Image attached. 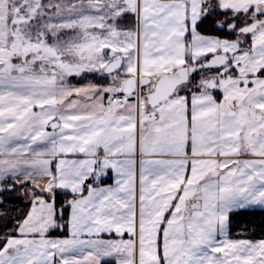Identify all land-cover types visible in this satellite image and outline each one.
I'll return each mask as SVG.
<instances>
[{
    "label": "snow or ice",
    "instance_id": "snow-or-ice-1",
    "mask_svg": "<svg viewBox=\"0 0 264 264\" xmlns=\"http://www.w3.org/2000/svg\"><path fill=\"white\" fill-rule=\"evenodd\" d=\"M0 264H264V0H0Z\"/></svg>",
    "mask_w": 264,
    "mask_h": 264
}]
</instances>
